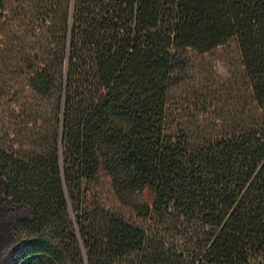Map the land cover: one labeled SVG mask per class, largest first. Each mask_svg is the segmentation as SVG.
<instances>
[{
	"label": "trees",
	"instance_id": "trees-1",
	"mask_svg": "<svg viewBox=\"0 0 264 264\" xmlns=\"http://www.w3.org/2000/svg\"><path fill=\"white\" fill-rule=\"evenodd\" d=\"M33 4L0 0V75L8 34L26 75L0 177L30 210L13 227L27 263L264 264V0ZM230 40L251 106L190 121L173 90Z\"/></svg>",
	"mask_w": 264,
	"mask_h": 264
},
{
	"label": "rangeland",
	"instance_id": "rangeland-1",
	"mask_svg": "<svg viewBox=\"0 0 264 264\" xmlns=\"http://www.w3.org/2000/svg\"><path fill=\"white\" fill-rule=\"evenodd\" d=\"M32 1L36 2V0ZM19 2L20 0H14L16 10L13 11V14H37V9H32L33 2L22 0L21 4L26 10H21ZM4 40L8 42L5 46L6 52L1 67H6L7 62L10 65L5 68V76L2 78L0 75V125L8 122L9 111L14 107L11 100L19 99L26 92L25 73L20 74L13 67L22 52L19 49V41L12 40L11 34H8ZM190 59L186 72L181 75L183 78L173 90L172 99V105L177 111L184 109L185 118H189L190 121L197 118L201 120L213 111L214 105L219 108L221 114L225 115L239 114V112H246L250 108L252 100L245 96L243 66L234 40H230L208 53H193ZM213 93H216L214 95L217 98L216 101L210 100ZM4 185L5 180L2 178L3 221L10 222L13 226L11 242H4L2 249L17 250L22 245L21 240L13 232V227L17 219L30 215V210L26 206L15 204L6 197L3 192ZM146 194L150 197L149 191ZM108 195V192L104 193V196Z\"/></svg>",
	"mask_w": 264,
	"mask_h": 264
},
{
	"label": "crops",
	"instance_id": "crops-1",
	"mask_svg": "<svg viewBox=\"0 0 264 264\" xmlns=\"http://www.w3.org/2000/svg\"><path fill=\"white\" fill-rule=\"evenodd\" d=\"M2 190V177H0V264H28L29 256L24 253L12 249H2L4 242H11L13 226L10 222L3 221Z\"/></svg>",
	"mask_w": 264,
	"mask_h": 264
}]
</instances>
